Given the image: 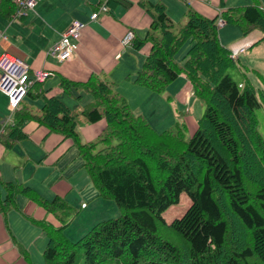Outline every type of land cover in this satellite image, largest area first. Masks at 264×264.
Wrapping results in <instances>:
<instances>
[{"label": "trees", "instance_id": "trees-1", "mask_svg": "<svg viewBox=\"0 0 264 264\" xmlns=\"http://www.w3.org/2000/svg\"><path fill=\"white\" fill-rule=\"evenodd\" d=\"M103 2L109 10L131 4L129 0L99 4ZM224 2H220L223 8ZM137 4L150 21L143 37L134 34L131 45L144 59L126 78L131 80L133 75L135 84L159 94L184 75L193 95L205 106L190 138L186 139L184 125L178 121L170 128L154 129L142 114L133 113L114 83L99 73L85 80L61 74L62 92L73 94L74 90L75 98L83 92L93 97L81 111L84 119L105 120L102 132L84 142L72 109L57 92L35 84L13 120L0 122V145L10 149L33 138L39 127L45 136L59 134L56 147L67 140L76 146L97 197L113 200L121 215L97 222L72 241L64 233L74 216L65 194L47 200L33 187L1 177L0 215L7 224V213L16 209L46 232L44 264H105L109 260L119 264H264V138L255 117L262 102L249 79L238 82L228 73L234 60L220 42L217 15L209 18L188 7L186 22L178 25L162 2L137 0ZM16 9V0H0L2 18L11 21ZM219 16L225 24L236 26L242 37L256 30L264 35L260 0L228 7ZM188 41L191 46L178 63L175 56ZM44 69L48 76L56 72ZM259 91L264 99V91ZM35 99L42 101L38 109L27 102ZM55 148L47 160L50 165L62 155L55 154ZM182 193L191 203L180 217L168 222L164 212L178 204ZM20 195L45 215L25 213L18 205ZM25 257L27 264H35L28 254Z\"/></svg>", "mask_w": 264, "mask_h": 264}, {"label": "crops", "instance_id": "crops-1", "mask_svg": "<svg viewBox=\"0 0 264 264\" xmlns=\"http://www.w3.org/2000/svg\"><path fill=\"white\" fill-rule=\"evenodd\" d=\"M49 1L36 0L34 8L28 14L26 13L23 17L24 19L21 20L24 21L22 24L16 22L15 19L8 21L0 16V53L6 52L11 56L17 57L34 69L49 68L52 71L56 70V72L47 77L43 84L36 83L37 87L42 85L43 89L50 88L49 93L57 92L59 97L60 94L65 93L62 92L58 83L61 74L69 79L85 80L91 73H99L100 77L109 75L115 81H119L124 78L127 79L125 75L134 74L140 68L144 54L139 50H135L132 45L123 46L121 43V39L129 31L128 29L133 31L137 36L143 37L149 24L150 16L137 4V0H129L131 4L128 6L118 5L107 12H101L95 19H91L90 15L96 11V4H99L103 0H55L56 4L61 6V10L44 9L42 4H46ZM148 1L153 2L155 0ZM160 1L166 6L168 16L170 15L173 18L177 17L175 13L178 12L180 15H185L188 10L177 0H158V2ZM38 2H40L39 7ZM220 2L221 0H189L186 3L189 4V8H193L209 18H213L215 15L218 16L219 9L223 11L228 7H233L226 4L228 0H225L224 8L221 7ZM260 2L264 8V0H260ZM83 3L88 7V10L84 9ZM169 7H173V9L168 11ZM39 16L45 19V22L43 23L40 20L41 24L38 28H35ZM48 17L51 18L48 20ZM74 19L80 20L85 24L79 39L77 54L71 60L58 63L54 58L45 54V50L59 38V33ZM219 39L222 43L220 36ZM260 41H264L262 35L259 32H254L245 37L241 36V39L233 40L231 45L239 42H248L250 44L248 48L254 45L255 59L256 47ZM44 45L47 46L44 47ZM133 78L134 76L132 75L129 81L133 82ZM185 78L184 75H180L174 81L185 84L184 88L180 91L181 97H185L186 91H188L186 90L188 89V82ZM125 88L129 95L136 92L135 87L128 83L125 84ZM73 92L74 90H71V93ZM27 102L34 109L42 106L40 99L27 100ZM7 104L6 95L0 91V122L7 115L5 114L7 112ZM136 108L138 109V106H135L133 109L131 108L133 113H135L134 109ZM186 119V126L193 130L196 126V120L191 117ZM34 132L33 138L29 136L26 140L19 142L10 149L4 150L3 146L0 145V177L2 180H16L19 183H23L28 178L39 177L45 172L43 164L39 170L34 171L28 169L26 166L22 167V164L17 163L15 160V152L23 143H25L23 145L24 148H29L30 143H35L38 147L47 143L46 148L39 149L45 156L52 153L61 139V136L56 133L45 136L43 127L35 128ZM56 167L57 165L54 169ZM55 183L56 189H53L54 194H65V199L68 201V195L71 192V183L68 177H61ZM94 189L92 184L86 191L97 196L96 189ZM73 198L74 196L71 195V199ZM83 204L85 203L82 202L81 207L86 209L87 205L83 206ZM18 205L25 213L32 214L34 217H42V213L43 216L45 214L44 210L31 202H27L26 198L21 195L18 197ZM101 217L105 216L98 215V221L105 219ZM88 220L89 213H85L78 220V224H83ZM64 233L68 238L72 239V236L68 235L66 230H64ZM71 235H74V232H71ZM43 245L44 239L41 233L18 210H11L7 213V224H5L0 215V264H27L24 259L26 258V254H28L30 260L37 264L33 258V254L36 247L41 248ZM41 264H44L43 258Z\"/></svg>", "mask_w": 264, "mask_h": 264}, {"label": "rangeland", "instance_id": "rangeland-1", "mask_svg": "<svg viewBox=\"0 0 264 264\" xmlns=\"http://www.w3.org/2000/svg\"><path fill=\"white\" fill-rule=\"evenodd\" d=\"M182 3L186 10L189 5L184 0H177ZM252 0H228L226 3L228 6H244L251 3ZM153 2H158L155 0ZM161 2V1H160ZM38 7L40 6V2H38ZM163 3V2H162ZM187 4V5H186ZM44 9L48 10H61V6L56 4L55 0H50L46 4H42ZM84 9L88 10V7L83 3ZM173 7H169L168 11H171ZM36 10H38L36 8ZM31 10L27 11L30 12ZM187 12V11H186ZM168 13V12H167ZM176 18L170 16L174 21L177 22L178 25H183L186 22V13L185 15H180L177 13ZM51 17H48V20ZM16 22L22 24L24 21L15 19ZM44 23L45 19L41 16L37 18V23L35 28L41 24V21ZM219 36L223 45H226L230 48L233 45L231 43L233 40L241 39V33L236 26L231 25H222L219 26ZM259 32V31H253ZM260 33V32H259ZM262 35V39H264V35ZM250 35V34H249ZM248 36V35H247ZM53 44V43H52ZM51 44V45H52ZM50 45V46H51ZM47 45H44L46 47ZM49 46V47H50ZM129 46V45H128ZM191 46V42H186L183 47L179 50V52L175 56V60L178 63L183 62V56L185 55L188 48ZM236 46H243L246 50L238 54V56L234 59V66L228 69V73L231 77L238 82L245 83L246 79H249L251 84L254 86L256 91L257 98L262 102L261 105L255 109V117L257 120V129L261 133L264 138V99L262 97V92L264 91V41H260L258 46L256 47V54L254 59V45L251 48H248L250 44L248 42H239ZM48 47V48H49ZM48 48L45 50H48ZM144 59V58H143ZM143 62V61H142ZM141 64V63H140ZM256 74V75H255ZM261 75V76H260ZM127 76V75H125ZM110 82L114 83L116 90L126 98L127 103L131 106V108H135L138 106V109H134V114H142L148 122L152 125V127L158 131L164 130L166 128H170L173 126L174 122L178 121L180 125H184V134L186 139H189L192 130L190 127L186 126L187 119L186 118H194L195 120L199 119L204 111V103L202 100L196 98L191 90L190 84L188 82V91L185 97H181L180 91L184 88L185 84L178 82H174L166 88L164 92L159 94L151 92L147 90L145 87L137 85L128 79H121L119 81H115L111 76L107 75L106 77H102ZM56 79V78H55ZM57 81V79H56ZM60 81V80H59ZM58 81V83H59ZM128 83L135 87L136 92L132 95H129L125 88V84ZM43 84V83H42ZM75 91L73 94H65L62 93L59 95V98L62 102L66 103L69 108L76 114V128L78 133L81 136L82 141H91L94 140L104 129L105 120H99L96 122H88L84 119L81 111L84 105L92 100V96L87 93L82 94V98H75ZM169 96V97H168ZM190 99V100H189ZM42 102V101H41ZM7 106V114L4 118L8 120H13L14 115L11 113L8 104ZM59 135V134H57ZM60 136V135H59ZM20 146L16 150L15 160L17 163L22 164V167L26 166L28 169H32L34 171L39 170L42 166L45 168V172L35 178H28L24 183L25 186H30L35 188L45 199L52 200L54 198L53 189H56L55 181L61 177H68V180L71 183V192L69 193V203L72 207V213L74 214L70 224L66 226L65 229L68 235L72 236V241H76L81 238L94 224L98 221V215H104L105 217L101 218H117L121 215L120 210L116 206L113 200L103 199L97 197L95 194L92 195L86 191L91 185L92 182L83 167V161L79 156H77L78 149L75 145L71 144V141L67 140L62 145L55 148V154L61 153L62 155L57 160L54 165H50L48 163L49 154L44 156L39 149H44L47 147L42 144L38 147L35 143H30L29 148H24L23 145ZM50 148V147H49ZM57 167L54 169V167ZM16 181V180H14ZM95 190V189H94ZM74 196L71 199V195ZM84 202L87 205V208L84 209L81 207V203ZM190 205V198L182 193L180 195V199L178 204L170 206L165 212V219L170 222L174 218L180 217L185 210ZM45 212V211H44ZM89 213V220L84 222L83 224H78V220L85 214ZM45 215V214H44ZM43 216V213L42 215ZM103 219V220H105ZM34 228L41 233L44 239V245L41 248L36 247V250L33 254L34 260L37 264L42 263V254L43 250L46 246L48 237L44 230H40L39 227L32 224ZM71 232H74V235H71ZM198 246V244H196ZM44 263V260H43ZM78 264H81L78 263ZM105 264H119L116 260H109Z\"/></svg>", "mask_w": 264, "mask_h": 264}, {"label": "built area", "instance_id": "built-area-1", "mask_svg": "<svg viewBox=\"0 0 264 264\" xmlns=\"http://www.w3.org/2000/svg\"><path fill=\"white\" fill-rule=\"evenodd\" d=\"M189 2V0H186ZM36 0H16L17 9L12 15L13 19L24 17L28 10H32ZM107 11V5L101 4L97 11L90 16L91 19L97 18L100 12ZM218 26L225 24L221 16L216 20ZM85 24L79 20H73L59 33V38L53 42L45 54L54 58L56 62L62 63L74 58L78 51L79 39ZM3 38H5L3 36ZM133 38V33L128 31L121 39L123 45H129ZM245 47H230L229 56L235 59ZM48 76L43 68L33 69L23 60L11 56L5 52L0 53V91L4 93L8 100V106L12 114L18 109L20 102L25 97L27 91L36 83L43 82ZM2 132V130L0 131Z\"/></svg>", "mask_w": 264, "mask_h": 264}, {"label": "clouds", "instance_id": "clouds-1", "mask_svg": "<svg viewBox=\"0 0 264 264\" xmlns=\"http://www.w3.org/2000/svg\"><path fill=\"white\" fill-rule=\"evenodd\" d=\"M218 11H219V13H218V17H219V14H220L221 10L219 9ZM218 17H217V19H218ZM217 19H216V20H217ZM5 53H6V52H5ZM7 54H8V53H7ZM13 115H14V114H13ZM5 121L7 122V121H12V120L5 119ZM190 203H191V201H190Z\"/></svg>", "mask_w": 264, "mask_h": 264}]
</instances>
